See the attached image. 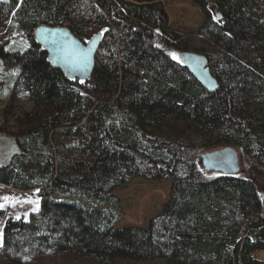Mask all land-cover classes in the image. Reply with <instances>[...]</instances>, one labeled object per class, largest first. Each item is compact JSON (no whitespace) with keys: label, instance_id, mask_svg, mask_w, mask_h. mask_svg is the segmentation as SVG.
I'll use <instances>...</instances> for the list:
<instances>
[{"label":"trees","instance_id":"16d2710c","mask_svg":"<svg viewBox=\"0 0 264 264\" xmlns=\"http://www.w3.org/2000/svg\"><path fill=\"white\" fill-rule=\"evenodd\" d=\"M191 1L204 13L197 46L162 0H0V65L21 68L0 121V184L39 197L5 220L0 264H264V0ZM43 24L101 33L88 78L49 63ZM186 50L207 57L216 90L185 67ZM18 90L33 105L14 113ZM224 146L243 171L206 175L202 150ZM134 177L172 181L146 227L119 225L114 191Z\"/></svg>","mask_w":264,"mask_h":264},{"label":"rangeland","instance_id":"374dc122","mask_svg":"<svg viewBox=\"0 0 264 264\" xmlns=\"http://www.w3.org/2000/svg\"><path fill=\"white\" fill-rule=\"evenodd\" d=\"M164 8L168 14L169 25L173 29L182 33L190 39L193 46L201 44L199 37L195 34L198 27L204 19V13L200 6L193 3L191 0H162ZM1 39V34H0ZM24 45L22 44V47ZM170 52L176 54L172 49ZM177 55V54H176ZM180 56V55H179ZM21 68L13 66L10 68H3L0 65V121L3 120V108L10 100V93L15 87V81L19 75ZM17 88V87H15ZM33 101L27 93L17 91L12 99L11 111L14 113H21L32 107ZM11 124L13 122L11 121ZM12 126V125H11ZM3 142H1V146ZM6 148L10 144H4ZM12 146L11 152L14 151ZM222 147L205 148L202 152L220 149ZM237 152L238 163L240 170L236 173H241L244 167V160L242 153L238 148L234 149ZM198 162L204 173L208 176L221 173L220 170L209 169L206 170L202 163V157L199 156ZM171 180L162 179H148L144 177H134L128 186L118 188L114 194L120 200L121 220L119 225H133L146 227L149 219L158 213L163 204L168 199ZM37 188L29 191H22L11 186L0 184V234L2 226L8 217L25 216L29 210L35 209L39 204V197ZM258 194L262 201V214L264 216V179L258 186ZM254 255L259 259H264V249L254 251ZM48 264H89L83 260H56L49 261ZM91 264V263H90ZM141 264V263H137ZM147 264H162L160 260L150 262Z\"/></svg>","mask_w":264,"mask_h":264},{"label":"water","instance_id":"95a60500","mask_svg":"<svg viewBox=\"0 0 264 264\" xmlns=\"http://www.w3.org/2000/svg\"><path fill=\"white\" fill-rule=\"evenodd\" d=\"M39 44L47 51L49 63L71 78L86 79L94 68L95 55L101 43V33L87 41L80 40L65 26L39 25L35 30ZM180 58L188 71L208 91H214L219 84L211 73L207 57L194 50L181 52ZM15 147V145H13ZM19 153L20 148L16 149ZM206 170L215 169L234 174L240 170L237 152L231 146L205 151L200 154Z\"/></svg>","mask_w":264,"mask_h":264},{"label":"snow or ice","instance_id":"6c2138e0","mask_svg":"<svg viewBox=\"0 0 264 264\" xmlns=\"http://www.w3.org/2000/svg\"><path fill=\"white\" fill-rule=\"evenodd\" d=\"M172 55V57H173V59H176L177 57H176V55L173 53V54H171ZM0 207H2V205H0Z\"/></svg>","mask_w":264,"mask_h":264}]
</instances>
